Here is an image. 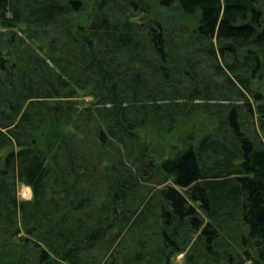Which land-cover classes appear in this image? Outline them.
Here are the masks:
<instances>
[{
	"label": "trees",
	"instance_id": "trees-1",
	"mask_svg": "<svg viewBox=\"0 0 264 264\" xmlns=\"http://www.w3.org/2000/svg\"><path fill=\"white\" fill-rule=\"evenodd\" d=\"M263 80L264 0H0V264H264Z\"/></svg>",
	"mask_w": 264,
	"mask_h": 264
},
{
	"label": "rangeland",
	"instance_id": "rangeland-1",
	"mask_svg": "<svg viewBox=\"0 0 264 264\" xmlns=\"http://www.w3.org/2000/svg\"><path fill=\"white\" fill-rule=\"evenodd\" d=\"M231 48H233L232 46H231ZM215 71V68L214 67H212L210 64H209V62H207V67H205L204 69H203V71L201 70V72H203L202 74H208V76H211L212 75V73ZM220 80V79H219ZM219 80H217V84H220L221 82L219 81ZM264 81V80H263ZM262 81V82H263ZM257 85H258V82L256 81V79L253 81V86H254V88H256L257 87ZM263 86H264V83H263ZM207 88H208V86H207ZM207 88H201L200 90L204 93V94H210V95H213V96H219V94H220V92H221V90H218V89H216L215 88V86H214V84L211 86V88L210 89H207ZM85 101H91V99L90 98H86L85 99ZM251 104H252V108H253V110H255V106H256V104H255V102L252 100V102H251ZM255 128V127H254ZM258 129V133H259V135L260 136H264V134L262 133V131L257 127V128H255V130H257ZM181 146H182V143H181V141H178V140H174L170 145H169V152L171 153V154H174V153H176V151L177 150H180V148H181ZM172 150V151H171ZM149 187H151V188H153V190H151V191H154L155 192V190L154 189H159V186H157V185H155V184H153V183H149ZM16 196H17V199L19 200V201H30V200H32V198H33V194H32V190H31V188H29V187H26V186H24V185H22V184H18L17 186H16ZM154 216V218L156 217L157 218V216H155V215H153ZM149 225H151V227H152V231H154L153 229H155L154 228V225L152 224V222L149 224ZM20 236H23V234H21ZM183 262V256L181 255V256H178V257H175V258H173V260H172V263L173 264H181Z\"/></svg>",
	"mask_w": 264,
	"mask_h": 264
}]
</instances>
